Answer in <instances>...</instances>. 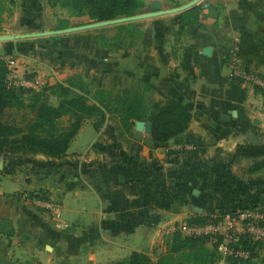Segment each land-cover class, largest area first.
Returning a JSON list of instances; mask_svg holds the SVG:
<instances>
[{"label":"crops","instance_id":"1","mask_svg":"<svg viewBox=\"0 0 264 264\" xmlns=\"http://www.w3.org/2000/svg\"><path fill=\"white\" fill-rule=\"evenodd\" d=\"M12 1L14 22L3 30L18 33L4 35L43 32L42 0ZM192 1L148 0L149 7L158 3L160 10ZM196 5L204 8L200 24L180 28L175 17L181 12L155 17L146 24L145 44L135 52L141 54L139 65L156 67L155 74L169 88L163 97L150 100L174 94L192 110L184 143L155 142L151 133L135 126L128 134L110 119L96 131L88 120L61 159L40 154L1 158L0 170L7 173H0V182L9 177L14 189L0 183V218L13 223L12 233H0V264H21L28 255L45 260L43 264H113L133 251L156 261L166 253L174 229L188 217L239 210L264 200V90L241 84L227 66L228 48L236 45L244 66L264 77V0H198ZM171 14L173 20L168 18ZM44 36H49L41 41L45 48L39 49L47 59L25 54L34 43L30 39L43 36L0 41V58L8 63L14 86L25 87L23 82L36 78L41 68L46 70V84L63 82L55 74L69 76L76 69L96 89L109 87L111 78L133 74L121 64V72L110 65L132 63L134 52L119 55L120 48L112 52L83 36L75 40L62 34ZM162 51L166 61L156 66L153 56L159 58ZM186 53L191 55L195 78L183 66ZM27 64L32 74H26ZM101 74L109 78L99 83ZM88 123L95 138L85 147L72 148ZM181 155L188 159L181 162ZM166 188L186 193L189 203L179 206V212L173 206L157 207L154 199ZM42 194L61 205V219L41 206ZM217 264L228 262L223 257ZM258 264H264V252Z\"/></svg>","mask_w":264,"mask_h":264},{"label":"trees","instance_id":"2","mask_svg":"<svg viewBox=\"0 0 264 264\" xmlns=\"http://www.w3.org/2000/svg\"><path fill=\"white\" fill-rule=\"evenodd\" d=\"M58 1L52 6L68 7L71 11L86 14L97 22L134 16L144 7V0ZM203 13L204 8L195 5L179 13L175 19L180 23V28H184L187 25L200 24ZM102 39V44L111 46V39L105 36ZM190 58L191 55L186 53L183 66L195 78ZM123 63L120 61L117 65H110L113 68L111 70L121 72V67H126L136 72L141 68L137 61L131 65L123 66ZM120 64L121 67L118 68ZM9 74L7 62L0 58V159L39 154L53 160L61 159L67 154L72 140L88 120H92L94 129L99 131L107 119H113L128 134L132 132L137 121L150 122L153 141L173 140L176 144H183L184 134L193 117L187 101L174 94H170L165 100L152 101L147 98L145 92L128 87L91 90L81 79H77L75 83L76 77L32 90L14 86L9 80ZM145 77L144 75L143 79ZM145 83L148 89L150 78ZM51 98L56 100L55 104L51 103ZM65 117L66 126L62 125ZM6 170H0V173H7ZM39 198L47 200L44 194ZM188 203L186 193L175 194L168 188L154 199V204L163 209H171L175 204L181 207ZM252 209L264 214V200L250 202L241 210ZM233 211L236 210H230ZM225 212L227 211L219 210L214 213L221 216ZM210 220L212 214H195L188 217L185 223L204 224ZM262 223L264 225V220ZM11 231L12 229L8 232L0 229V233L5 234H10ZM239 245L251 250L252 258L237 259L229 256L225 258L228 264H258L262 259L264 241L252 243L248 236L242 235L234 246ZM176 257L180 258L178 262L175 261ZM222 258L218 252V243H210L209 238L205 236H186L176 229L167 245L166 253L156 261L146 253L133 251L128 258L113 264H217Z\"/></svg>","mask_w":264,"mask_h":264},{"label":"rangeland","instance_id":"3","mask_svg":"<svg viewBox=\"0 0 264 264\" xmlns=\"http://www.w3.org/2000/svg\"><path fill=\"white\" fill-rule=\"evenodd\" d=\"M55 1H58V0H42V2L44 4L43 16L45 17V22H44L43 26L41 27L40 31H44V30L49 31V30H58V29L71 28V27H79V26H83V25L94 24L95 22H97L94 19H91L86 14H77L76 12L71 11L68 7H62L60 5L53 7L52 4ZM58 2H60V1H58ZM14 4H15V1H12V0H0V10H1V13H0L1 14L0 15V35H4V34H8V33H18V32H9L7 30L8 25H11V23L14 22V20L11 19L12 18L11 16L13 15V7L12 6H15ZM158 10H160V9H154V8L149 7L148 0H144V7L137 12L136 16L154 13L155 11H158ZM161 15L162 14L155 15V16H148L145 18L144 17L138 18L137 20H134L132 22H127V23H122V24H114V25H110V26H100V27H95V28H90V29H85V30H76V31H72V32H67V33L62 34V35L69 36L73 40H75L76 38L81 37V36L87 38V40L89 39V41H91L92 39H96L97 42H99L101 45H102V43H104L102 37L108 36V38H110L112 40L111 46L109 47L110 51L113 52L114 49L120 48L121 51L119 50L120 51V52H118L119 55L122 54V52H124V51L129 52L128 55H130L131 52H134L135 56L133 58V62L137 61L138 65H139L141 63L140 60H142L141 54L135 53V52H137V51L139 52V50H141L142 43L144 41H146L148 38L147 37L148 33L145 29L146 24L148 21L155 19V17L161 16ZM171 16H175V15L171 14L170 17H168V18L173 20V17H171ZM5 26H7V29L3 30V28H5ZM153 30L156 31L157 29L154 28ZM158 32L160 34H162L161 30L159 31V29H158ZM160 34H156V37H160ZM47 37H49V36H43V37H40L37 39H35V38L30 39L31 41H29V42L30 43L34 42V43L32 46L28 47V50L25 53L26 57H27V55L31 54L38 59L39 58L47 59L48 56H46L44 54L42 49H39V48H45V47H43V44L41 41ZM56 38H60V37H56ZM143 44H145V43H143ZM83 46H84V44H83ZM231 47H232V45H230L228 50ZM125 49H127V50H125ZM102 52H104V51H102ZM180 52L181 53H179V54L182 55V53H183L182 50ZM131 55H133V54H131ZM227 55H228V52H227ZM164 56H165V53L163 51L160 52L159 58H156V56H153L155 59V62H157V63H155L156 66H162L163 61H166ZM53 57H55V56H53ZM227 58H228V56H227ZM27 59L28 58H26V60ZM41 59H40V61H42ZM91 63L92 62H90V64ZM47 64H50V62H47ZM127 64L130 65L131 63H127ZM55 65H57V64H55ZM122 65L124 66L125 64L123 63ZM143 66H144L143 68L141 67L136 72L133 71L132 72L133 74H129L128 76L126 75L123 77H117L114 80L111 78L107 82V84L110 86L105 87V88L128 87V88L133 89V90L142 89V91L144 90L147 98H149V99H156V98L163 97V95L165 93H167L166 91L169 89V88H167V84H166L167 82L164 81L163 82L164 84H162V82H161L162 79L159 78L155 74L156 67L151 66V65H146V64H144ZM26 67H27L26 74H32L31 71H29L31 69H29L28 64ZM51 67H53V66H51ZM170 68L172 69L173 67L171 66ZM27 72H30V73H27ZM45 72H46V70L44 68L43 69L41 68L40 72H37L38 76L36 78L35 77L30 78V79L28 78V80H32V81L37 80L36 81L37 84L35 85V87L41 88L42 86H44L46 84L45 80H47V76L45 77V79H43ZM146 72L148 73V75H146L147 74ZM189 74H190V72H189ZM144 75L146 76L145 79H143ZM55 77L56 78L58 77V81H63V82H66L69 77H76L74 80L75 83L77 82V79H81L89 89H91V90L96 89L95 84H91V80L87 81V79H85L79 71H76V69L73 70V73L69 76L68 75L66 76L65 73L60 72L58 75L55 74ZM148 77L150 78L151 83L153 84V86H150L151 88L149 89V91L146 90L145 85L143 84V82H148V80H149ZM108 78L109 77L106 76V74H101L98 77L99 83H100V80L106 81V79H108ZM9 80L12 84H14L13 77H9ZM169 81H171L170 78H169ZM160 82H161V84H160ZM239 82L241 84H243L241 81H239ZM244 85L251 86L250 83H247ZM17 87H22V86H17ZM23 88H27V87H23ZM27 89H30V88H27ZM27 96L28 95H26V97ZM50 101L53 104L56 103V100L54 98H51ZM66 119H67V117H65L62 120V125H64V126H66V124H67ZM112 121H113V119H112ZM89 122H92V121H89ZM113 122H115V121H113ZM95 135H96V132L93 129V127L91 126V124L90 123L86 124L84 131L79 133L78 137L76 138L75 142L72 145V148L85 147L87 144H89L93 140V138H95ZM178 158L182 162V161H186L188 159V156L181 155ZM0 183H2V184L9 183V185L11 184V189H14V185H12V184H14V182L9 177H3L2 182H0ZM4 185L6 186L7 184H4ZM9 190H10V188L7 189V191H9ZM189 196L192 200V196L191 195H189ZM60 210L62 213L61 205H60ZM182 210H185V208L184 209L182 208ZM57 219H61V216ZM12 224L13 223H12V221H10L9 218H0V229L8 232L12 229V227H13ZM68 226H69L68 224H64V227H68ZM179 259L180 258L176 257L175 261L178 262ZM24 260H26V261L22 262L21 264H43V263H45V260H38L37 257L32 258V256L29 257V255ZM58 262H61V261H58Z\"/></svg>","mask_w":264,"mask_h":264},{"label":"built area","instance_id":"4","mask_svg":"<svg viewBox=\"0 0 264 264\" xmlns=\"http://www.w3.org/2000/svg\"><path fill=\"white\" fill-rule=\"evenodd\" d=\"M8 64V63H7ZM227 66L233 77L243 84L250 83L259 86L264 90V77L253 74L250 69L244 66L239 48L236 45L228 50ZM36 81L26 80L23 82L25 87H34ZM41 206L50 209L55 216H61L60 204L50 200H40ZM264 214L256 209L227 211L221 216L218 213L212 214V220L204 224L189 225L180 224L174 230L181 231L186 236H205L210 243H218V252L222 257H233L237 259L252 258V251L244 249L242 245L235 247V243L242 235L248 236L252 243L264 241ZM221 238V240H219Z\"/></svg>","mask_w":264,"mask_h":264},{"label":"water","instance_id":"5","mask_svg":"<svg viewBox=\"0 0 264 264\" xmlns=\"http://www.w3.org/2000/svg\"><path fill=\"white\" fill-rule=\"evenodd\" d=\"M198 0H193L192 2L176 7L173 9L169 10H158L155 11L154 13H149V14H144V15H134V16H129V17H121V18H116L112 20H107V21H101V22H95L94 24H88V25H83L79 27H71V28H64V29H58V30H49V31H43V32H35V33H30V34H21V35H0V41H5V40H12V39H17V38H24V37H30V36H44V35H59V34H65L67 32H72L76 30H85V29H90V28H95V27H100V26H110L114 24H122V23H127V22H132L134 20H137L138 18H145L148 16H155V15H160V14H166V13H179L183 12L197 4ZM152 8L154 9H160L161 5L158 3L152 4ZM227 117V116H225ZM135 127L137 130L140 131H145L147 133H151L152 130V125L150 122H143V121H137L135 124ZM172 209L175 212H179L180 208L177 204L173 205Z\"/></svg>","mask_w":264,"mask_h":264}]
</instances>
